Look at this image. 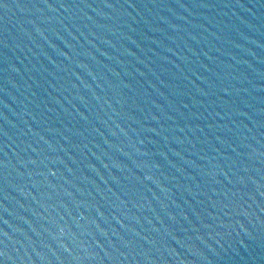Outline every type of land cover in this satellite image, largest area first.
<instances>
[{"label":"water","instance_id":"1","mask_svg":"<svg viewBox=\"0 0 264 264\" xmlns=\"http://www.w3.org/2000/svg\"><path fill=\"white\" fill-rule=\"evenodd\" d=\"M0 264H264V0H0Z\"/></svg>","mask_w":264,"mask_h":264}]
</instances>
